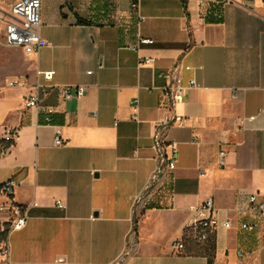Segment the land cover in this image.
Here are the masks:
<instances>
[{
    "label": "crops",
    "instance_id": "crops-1",
    "mask_svg": "<svg viewBox=\"0 0 264 264\" xmlns=\"http://www.w3.org/2000/svg\"><path fill=\"white\" fill-rule=\"evenodd\" d=\"M47 1L37 55L6 46L0 28V140L17 134L0 155V185L13 181L12 201L30 206L0 264H209L172 248L209 198L213 264H264V220L247 211V196L264 194V0H114L111 12ZM173 75L194 81L177 100L164 92ZM15 79L27 87L9 88ZM37 85L51 125L24 106ZM66 86L86 93L65 100ZM174 116L184 123L160 129ZM158 135L175 168L148 190ZM8 205L0 195L2 220Z\"/></svg>",
    "mask_w": 264,
    "mask_h": 264
},
{
    "label": "built area",
    "instance_id": "built-area-1",
    "mask_svg": "<svg viewBox=\"0 0 264 264\" xmlns=\"http://www.w3.org/2000/svg\"><path fill=\"white\" fill-rule=\"evenodd\" d=\"M41 6L42 0H19L11 9L10 12L0 11V23L4 29V42L6 46L11 48H19L27 56L37 55L40 50L46 45V42L40 36L41 26ZM133 8H136V3H133ZM142 45L151 44L152 41L145 39L140 42ZM153 59L145 60L144 64L153 62ZM45 81L53 79V72L41 73ZM194 86V81H191L189 86L182 87L176 76H172L168 85L164 88L166 95L177 100L181 98L183 93ZM9 88H24L27 87L25 79H15L8 82ZM47 88L43 85H37L27 96L24 106L27 109H36L42 120L46 125H51L53 122L52 115L54 111L42 105L41 99ZM86 93L84 86H66L59 90V95L65 100L82 98ZM136 119V117H134ZM173 122L183 124L184 118L180 116L166 117L160 124V129H164ZM17 134L15 132H8L5 140L15 142ZM64 140L60 137L58 131L55 138V145L62 146ZM168 144L162 139L161 135L156 138L155 149L159 154V166L156 170L148 190L159 180L164 170L168 168L173 170L175 168V154L167 153ZM226 152H220V167L225 166ZM147 190V191H148ZM14 193V183L9 180L0 185V195L8 199V212L5 220L0 219V260L7 258L9 254V236L14 231H19L26 225L27 211L30 206H20L12 201ZM57 206L64 208L61 202H57ZM247 211L251 214L257 215L264 220V194L251 193L247 196ZM219 225L216 216L214 200L207 199L197 210L196 218L184 230V236L192 233L193 239L198 244H205L209 238L215 234V230ZM225 228L231 227L230 221L223 223ZM244 231H253L256 228L255 224L243 223L241 225ZM172 248L176 252H183L185 250L184 238L175 241Z\"/></svg>",
    "mask_w": 264,
    "mask_h": 264
},
{
    "label": "trees",
    "instance_id": "trees-1",
    "mask_svg": "<svg viewBox=\"0 0 264 264\" xmlns=\"http://www.w3.org/2000/svg\"><path fill=\"white\" fill-rule=\"evenodd\" d=\"M99 2L97 0H92V6L94 7V10H99ZM78 24L80 25H91L93 24L90 20H79ZM0 155L2 152L8 150L12 145H14V142L0 140ZM185 241V250L183 252L184 255L187 256H204L207 257L208 263L213 264L215 259V253H216V240L215 236H211L205 244H198L193 239V234L189 233L185 236H183Z\"/></svg>",
    "mask_w": 264,
    "mask_h": 264
},
{
    "label": "rangeland",
    "instance_id": "rangeland-1",
    "mask_svg": "<svg viewBox=\"0 0 264 264\" xmlns=\"http://www.w3.org/2000/svg\"><path fill=\"white\" fill-rule=\"evenodd\" d=\"M19 0H0V11L3 12H10L13 6L18 2ZM63 1V0H60ZM99 4L101 1L103 3L107 2L108 11L111 12L114 10V0H97ZM49 8L53 9L56 7L58 0H48ZM46 6V4H45ZM44 7V3H43ZM42 21V18H41ZM2 27V24L0 23V28Z\"/></svg>",
    "mask_w": 264,
    "mask_h": 264
}]
</instances>
